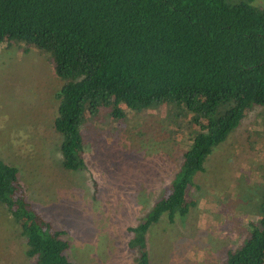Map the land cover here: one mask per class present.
Returning a JSON list of instances; mask_svg holds the SVG:
<instances>
[{
    "label": "trees",
    "instance_id": "1",
    "mask_svg": "<svg viewBox=\"0 0 264 264\" xmlns=\"http://www.w3.org/2000/svg\"><path fill=\"white\" fill-rule=\"evenodd\" d=\"M252 1L0 0V45L13 41L44 52L60 81L50 127L63 171L86 168L84 146L99 133L89 128L105 120L118 126L131 113L166 104L188 127L168 185L156 197L148 192L152 205L127 228L135 264H151L153 224L163 216L169 223L187 218L197 206L191 189H201L194 176L250 111L264 107V6ZM163 174L157 172L152 188ZM259 176L244 187L254 191L245 203L254 218L222 264H264V172ZM21 180L19 169L0 159V207L19 224L26 255L34 264H74L65 231L31 208ZM219 199L214 203L226 206ZM227 214L221 221L232 220Z\"/></svg>",
    "mask_w": 264,
    "mask_h": 264
},
{
    "label": "rangeland",
    "instance_id": "2",
    "mask_svg": "<svg viewBox=\"0 0 264 264\" xmlns=\"http://www.w3.org/2000/svg\"><path fill=\"white\" fill-rule=\"evenodd\" d=\"M252 2L264 6V0ZM46 56L13 41L0 45V159L19 169L31 208L55 229L65 231L70 261L135 264V253L127 247L132 237L127 228L138 224L152 205L148 192L156 197L168 185L173 173L167 171L177 165L173 157L179 155L188 127L174 120L166 104L131 113L118 126L105 120V126L89 128L99 133L84 146L86 168L63 171L50 127L60 81ZM157 172L164 173V180L152 188L160 177ZM263 172L264 107H259L246 115L239 129L207 158L204 171L194 176L201 189H191L197 206L187 218L182 222L176 216L169 223L163 216L153 224L147 237L151 264H222L225 246L237 247L246 221L254 218L245 206L254 191L244 187H254ZM222 197L226 206L214 203L221 204ZM220 212H228L232 220L221 221ZM20 232L19 224L0 207V264H34Z\"/></svg>",
    "mask_w": 264,
    "mask_h": 264
},
{
    "label": "crops",
    "instance_id": "3",
    "mask_svg": "<svg viewBox=\"0 0 264 264\" xmlns=\"http://www.w3.org/2000/svg\"><path fill=\"white\" fill-rule=\"evenodd\" d=\"M227 235H234V233L233 232H225ZM225 248L227 249V247L225 246Z\"/></svg>",
    "mask_w": 264,
    "mask_h": 264
}]
</instances>
